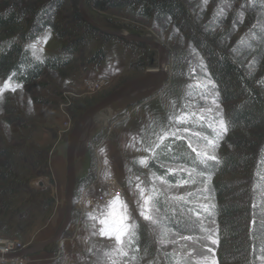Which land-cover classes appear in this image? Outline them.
<instances>
[{"label": "rangeland", "instance_id": "1", "mask_svg": "<svg viewBox=\"0 0 264 264\" xmlns=\"http://www.w3.org/2000/svg\"><path fill=\"white\" fill-rule=\"evenodd\" d=\"M39 1L42 0L22 2L29 6ZM184 1L193 23L199 21L198 17L200 24L213 20L216 28L210 32L218 35L230 32V43L241 39L253 26L251 3L261 6L252 0H231V3L226 0ZM84 8L92 22L102 28L147 38L164 47L168 79L162 90L130 106L122 114L111 117L108 112H102L94 119L83 162L75 170L76 202L70 226L60 242L31 255L30 264H134L126 260V246L139 225L148 230L155 246L154 259L157 258L158 264H165L158 255L162 252L161 246L166 248L182 241L159 235L158 215L152 200L160 193L179 199L189 187L166 185L150 173L146 165L164 138L185 133L195 136L196 131L186 128L185 122L205 120L210 123L213 112L219 107L211 99L193 93L195 87L206 81L200 70L201 60L186 36L173 29H153L149 22L119 10L100 11L88 5L86 0ZM74 10L78 12V0H63L61 9L56 12L68 19ZM108 38L111 39L100 35L87 39L80 53L75 54L65 67L58 71L45 70L41 79L30 85L22 87L7 82L9 87L4 89L5 82L0 81V149L12 152L11 168L18 190L17 194L6 195L9 207L5 212V228L9 233L0 237L27 247L47 241L56 234L66 211L65 139L88 108L125 83L158 68L160 55L155 47L140 43L144 49H138L133 44L138 42L124 43L113 36ZM27 48L31 56L40 61L59 54L61 43L52 30L45 29ZM101 50L105 52L103 61L99 65L90 63L89 59ZM248 62L253 63L250 59ZM102 77L107 82L100 87L91 89L84 84L85 80ZM89 101L90 107L79 109ZM221 128L219 125L216 130ZM217 138L210 142L219 143ZM212 143H208V147H212ZM200 149L203 152L210 150ZM141 160L145 163L141 164ZM110 179L122 189L119 200L125 207L117 205L116 211L128 216L129 232L121 245H117L114 238L109 240L99 236L101 225L98 221L109 211V204L94 210L85 201L86 195L96 196L105 190ZM145 199L149 200L148 205L144 204ZM141 209L149 216L148 220L140 215ZM212 238L215 239L213 235ZM143 262L150 264V258Z\"/></svg>", "mask_w": 264, "mask_h": 264}, {"label": "trees", "instance_id": "2", "mask_svg": "<svg viewBox=\"0 0 264 264\" xmlns=\"http://www.w3.org/2000/svg\"><path fill=\"white\" fill-rule=\"evenodd\" d=\"M22 1L0 0V81L30 85L45 70L65 67L87 39L100 35L111 39L85 22L77 10L68 18L71 21L59 16L56 11L63 0H42L29 6ZM252 1L261 5L251 3L253 26L230 43V32H210L216 28L213 20L200 24L198 17L193 23L184 0H86L100 11L119 10L149 22L153 29H173L186 36L201 60L206 81L193 93L219 107L210 123L185 122L186 128L196 131L195 136L185 133L164 138L146 165L166 185L189 187L179 199L160 193L152 200L159 235L182 241L161 246L158 255L165 264H197L203 256H197L194 248L202 249L216 264H264V0ZM45 29L55 33L61 51L38 61L27 46ZM133 44L144 49L140 43ZM104 54L101 50L89 62L99 65ZM91 104L86 102L79 109ZM219 125L222 134L216 130ZM216 138L219 143L210 142ZM200 147L210 150L203 152ZM11 157L9 149H0V235L9 233L5 228L6 195L18 191ZM208 234L218 243L210 244L205 239ZM126 249V260L134 264H145L143 260L149 258L150 264H158L155 246L142 225L132 233Z\"/></svg>", "mask_w": 264, "mask_h": 264}, {"label": "water", "instance_id": "3", "mask_svg": "<svg viewBox=\"0 0 264 264\" xmlns=\"http://www.w3.org/2000/svg\"><path fill=\"white\" fill-rule=\"evenodd\" d=\"M85 0H78V13L81 18L87 22L94 29L125 41L138 42L155 47L159 51L160 60L158 68L148 71L139 78L131 80L118 89L111 92L95 105L88 108L82 116L75 123L72 132L65 139L66 144V211L65 217L59 226L56 234L47 241L29 245L21 252L8 257H24L31 256L42 251L45 247L58 243L61 241L67 228L70 226L71 217L73 215L74 187H75V170L83 162L84 154L86 152V145L94 129V119L102 112H108L111 117L122 114L132 105L149 99L155 92L163 89L164 83L168 79L166 74V51L160 44L151 41L147 38L129 36L113 32L96 25L87 15L84 8Z\"/></svg>", "mask_w": 264, "mask_h": 264}, {"label": "snow or ice", "instance_id": "4", "mask_svg": "<svg viewBox=\"0 0 264 264\" xmlns=\"http://www.w3.org/2000/svg\"><path fill=\"white\" fill-rule=\"evenodd\" d=\"M3 87H4V89H7L9 87L8 83L5 82ZM0 91H2V89H0ZM13 91H15V89H13ZM101 151H103V149H101ZM210 159H215V157H210ZM140 163L144 164L145 162H144V160H141ZM119 195L120 194L118 193L117 197L109 203V211L107 212V214L103 218L99 219V221H98L99 225H101V227L99 228V236L102 239L107 238L109 240L114 238L117 245H121L122 243H124L123 238L129 232V226L126 223V221L128 220V216L123 214V213H118L116 211L117 205H120L122 208L125 207L124 205L120 204ZM144 204L148 205L149 200L145 199ZM140 215L143 216V218L145 220L149 219V216L144 214L143 209H141ZM92 219L95 220L96 217H92ZM93 235H95V232L93 233ZM185 239H187V237H185ZM205 239L211 240L213 244L218 243V241L216 239L212 238L211 234H208L205 237ZM109 247H110V245H109ZM189 247H192V245H189ZM117 251H119L121 255H125V253L120 251V249H117ZM193 251L195 252V254L197 256H203V259L200 262V264H209V257L203 253L202 249H195L194 248ZM207 251L208 252H214V250L212 248H208ZM211 264H216V261L212 260Z\"/></svg>", "mask_w": 264, "mask_h": 264}, {"label": "built area", "instance_id": "5", "mask_svg": "<svg viewBox=\"0 0 264 264\" xmlns=\"http://www.w3.org/2000/svg\"><path fill=\"white\" fill-rule=\"evenodd\" d=\"M107 82L106 78H100L99 80H85V86L88 88H96L104 85ZM106 189L103 190L96 196H85V201L91 206L94 210L101 209L107 206L112 200L117 197V194H122L121 187L116 185L114 179H110ZM87 190H85L86 192ZM84 192V193H85ZM119 195V197H120ZM84 198V197H83ZM82 198V201H83ZM25 246L21 245L19 242L15 240H11L8 238L0 237V264H30L32 262L31 256L24 257H8L15 255L21 252Z\"/></svg>", "mask_w": 264, "mask_h": 264}]
</instances>
